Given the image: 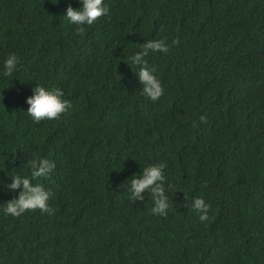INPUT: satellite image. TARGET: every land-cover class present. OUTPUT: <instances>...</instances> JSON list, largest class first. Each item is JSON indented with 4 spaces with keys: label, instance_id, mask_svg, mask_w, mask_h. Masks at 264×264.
Segmentation results:
<instances>
[{
    "label": "trees",
    "instance_id": "16d2710c",
    "mask_svg": "<svg viewBox=\"0 0 264 264\" xmlns=\"http://www.w3.org/2000/svg\"><path fill=\"white\" fill-rule=\"evenodd\" d=\"M104 5L77 34L64 17L79 0H0V264H264V0ZM148 40L169 49L145 57L155 102L128 60ZM38 86L70 102L58 120L28 116ZM38 158L56 165L32 180L54 213L6 215L23 186H5ZM159 164L166 217L148 192L129 199L130 179Z\"/></svg>",
    "mask_w": 264,
    "mask_h": 264
},
{
    "label": "clouds",
    "instance_id": "9594fccd",
    "mask_svg": "<svg viewBox=\"0 0 264 264\" xmlns=\"http://www.w3.org/2000/svg\"><path fill=\"white\" fill-rule=\"evenodd\" d=\"M82 8L74 10L69 6L66 10V18L72 25H76L77 34L84 31L85 25L91 26L101 17L108 15L109 9L104 5V0H79ZM140 51L128 57V60L134 66L139 68L136 72L139 83L142 85V94L151 101H157L163 95V88L160 81L153 74L155 69L149 70L145 57L150 53H167L169 49L163 40H148L145 44L139 45ZM18 64L17 57L10 55L4 62V75L12 76ZM35 93L27 99L29 105L28 116L36 123L43 120H58L63 113L71 107L69 101L62 99L64 93L59 88L50 90L38 86L33 89ZM202 123H207L204 116L200 117ZM31 169V179L22 178L17 175L13 177L12 183L5 187L15 191L23 186L18 199H13L6 204L3 209L6 215L19 217L26 211L39 210L41 213L53 214L54 209L49 207L48 201L52 196L39 183L33 185L32 180L47 178L55 169L56 165L47 158L32 159L27 164ZM165 164L152 165L142 169V175H135L130 179L128 189L129 199L133 202L143 201L144 193L148 192L154 201L152 214L158 216H167L169 209L168 197L165 194L163 169ZM192 209L199 213L200 222L209 220L208 212L210 205L206 204L202 198H197L192 203Z\"/></svg>",
    "mask_w": 264,
    "mask_h": 264
}]
</instances>
